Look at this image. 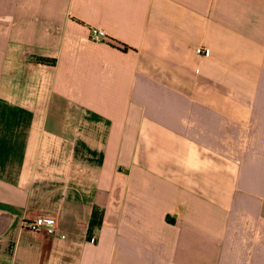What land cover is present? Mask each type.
<instances>
[{
  "label": "crops",
  "instance_id": "0c3cea01",
  "mask_svg": "<svg viewBox=\"0 0 264 264\" xmlns=\"http://www.w3.org/2000/svg\"><path fill=\"white\" fill-rule=\"evenodd\" d=\"M0 264H264V0H0Z\"/></svg>",
  "mask_w": 264,
  "mask_h": 264
},
{
  "label": "built area",
  "instance_id": "2783aa9c",
  "mask_svg": "<svg viewBox=\"0 0 264 264\" xmlns=\"http://www.w3.org/2000/svg\"><path fill=\"white\" fill-rule=\"evenodd\" d=\"M90 40L93 42H111V38L105 33L104 30L93 28L90 30ZM196 53L199 56H209L210 50L206 47H198L196 48ZM57 216L53 213H48L37 218L32 224L28 227L30 230L36 233H42L48 235L56 234L57 230Z\"/></svg>",
  "mask_w": 264,
  "mask_h": 264
},
{
  "label": "trees",
  "instance_id": "16d2710c",
  "mask_svg": "<svg viewBox=\"0 0 264 264\" xmlns=\"http://www.w3.org/2000/svg\"><path fill=\"white\" fill-rule=\"evenodd\" d=\"M38 62L41 63H47V64H53L54 61L53 60H47V59H43V58H39L37 59ZM103 222V211L99 208H95L92 214V218L89 224V229H88V240L91 242H95L96 241V235H95V231L97 228L101 227Z\"/></svg>",
  "mask_w": 264,
  "mask_h": 264
}]
</instances>
